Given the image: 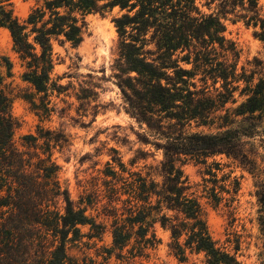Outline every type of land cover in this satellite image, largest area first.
<instances>
[{
	"label": "trees",
	"instance_id": "obj_1",
	"mask_svg": "<svg viewBox=\"0 0 264 264\" xmlns=\"http://www.w3.org/2000/svg\"><path fill=\"white\" fill-rule=\"evenodd\" d=\"M217 2L212 12L203 13L196 0H37L19 19L8 0H0V27L9 32L23 70L21 79L29 86L30 94L23 98L43 114L49 112L45 103L49 92L61 89L51 80L58 63L54 46L78 47L86 33V16L117 8L114 76L129 114L146 128L142 141L162 149L164 156L156 172L160 182L151 174L128 173L123 178L105 172L115 184L108 188L112 194L105 196L103 221L97 222L86 214L91 202L74 203L59 182L60 168L49 153L50 144L58 145L59 139L45 138L46 151L41 154L39 137L26 135L21 139L23 149L16 145L12 98L0 73V264H80L68 254L67 245L82 238L101 241L109 221L112 250L122 252L132 237L141 239L137 244L143 248L153 247L158 223L170 233L168 248L179 260H185L189 251L203 254L206 264H240L213 241L201 197L175 166L181 156L224 154L246 160L243 139L258 136L259 117L254 114L262 109L264 82L260 79L253 86L243 68L237 72L238 52L224 36V22L232 16L246 25L259 24L264 36V13L259 0ZM2 61L10 71L9 60ZM240 82L246 85L241 91L246 99L231 114L224 107L235 103L233 93L239 87L235 84ZM215 120L219 122L215 132L187 129L192 122L210 126ZM118 165L123 167L120 161ZM84 226H89L87 234L80 230ZM81 264L97 262L82 259Z\"/></svg>",
	"mask_w": 264,
	"mask_h": 264
},
{
	"label": "rangeland",
	"instance_id": "obj_2",
	"mask_svg": "<svg viewBox=\"0 0 264 264\" xmlns=\"http://www.w3.org/2000/svg\"><path fill=\"white\" fill-rule=\"evenodd\" d=\"M209 2L196 0L203 13L212 12L218 4L216 0L208 7ZM8 3L14 15L24 19L37 0H8ZM258 7L264 13V0H259ZM119 15L117 8L104 14H89L85 18L86 33L78 47L72 48L70 44L54 46L58 63L51 80L61 89L60 93L49 92L45 102L49 110L47 114L37 112L23 98L29 96L30 92H26L29 86L21 79L23 70L13 51L9 32L0 27V73L3 86L12 98L11 115L17 122L16 145L23 149L21 139L26 135L39 137L37 144L41 154L46 151L45 138L59 139L58 145L51 143L49 150L52 161L60 168L59 182L68 190L74 203L80 199L84 204L91 202L86 214L97 222L103 221L102 207L108 203L105 196L112 194L108 188L115 184L111 177L104 176L105 172H115L123 178L129 177L128 173H139L141 177L151 174L155 181L162 180L156 172L164 160L163 150L142 141L146 128L129 114L114 76L118 34L113 19ZM224 25L225 38L234 43L238 52L237 72L241 73L243 68L246 75L252 77L253 86L260 79L264 82V36L259 24L246 25L229 16ZM2 58L12 64L10 71ZM183 66L191 69V66ZM200 85L197 82V86ZM207 85L210 86L211 82ZM218 86L220 83L216 84ZM235 86H239L233 93L235 103L229 101L224 107L231 114L246 99L241 94L245 83ZM263 102L264 99L261 111L254 114L259 117L256 123L258 136L243 139L241 150L246 153V160H236L224 154L207 158L181 156L175 164L192 191L201 197L205 223L213 241L240 264H264ZM223 114V111L218 113ZM218 123L215 120L210 126H196L192 122L187 129L211 133L215 132ZM149 141L154 142L151 137ZM119 161L123 167H119ZM122 170L126 173H121ZM106 182H111L110 186L105 187ZM116 187L119 188L120 184ZM126 198L121 197L122 200ZM122 206L120 204L119 208ZM110 223H107L101 241L88 242L87 238H82L79 242L69 243L68 254L80 264L82 259L97 264H206L203 254L189 251H186L185 260H179L168 248L170 233L158 223L154 225L157 242L153 247L143 248L142 244H137L141 239L132 237L122 252L112 250ZM80 230L87 234L89 226L80 227ZM150 234L149 231L148 237Z\"/></svg>",
	"mask_w": 264,
	"mask_h": 264
}]
</instances>
